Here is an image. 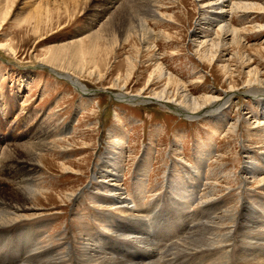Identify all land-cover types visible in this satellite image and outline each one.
<instances>
[{"label":"rangeland","instance_id":"1","mask_svg":"<svg viewBox=\"0 0 264 264\" xmlns=\"http://www.w3.org/2000/svg\"><path fill=\"white\" fill-rule=\"evenodd\" d=\"M124 1L120 0L115 8L125 4ZM210 1L157 0L158 9L166 19L149 22L158 35L152 42L157 46L153 52L145 50L138 35L127 38L129 25L135 21L115 20V10L103 12L104 0H0V45L9 44L17 50V56L0 50L2 186L10 189L11 181L19 182L21 167L5 164L1 152L29 143L30 132L39 125L44 129L49 127L55 134L73 127L74 134L64 135L63 143L59 138L51 140L59 146L66 145V140H80L88 135L84 139L87 147L80 142L68 152L56 150L47 155L57 165L75 161L82 164L85 159L83 175L60 173L58 167L51 171L40 167L33 173L36 184L47 188V192L78 190L72 206L57 207V210L50 207L44 216L0 227V264H31L34 248L27 232L36 225L43 226L34 230L41 234L37 242H47L44 246H49L50 239H54L52 245H59V239L65 237L77 245L86 231L88 235H101L106 242L117 244L109 247L106 243L105 247L127 262L140 256L139 259L153 258L159 264H226L229 261L228 264H239L242 252L249 250L242 247L247 240L243 242L237 237L245 203L248 204L247 218L264 231V184L259 183L264 178V147H260L264 137L260 138L256 131L259 129H255L256 122H264V112L257 103L264 100V86L260 88L262 95L257 97L246 94L248 89L244 84L250 77L264 80V0H233L263 8L262 12L255 10L257 13L235 11L231 20L227 17L241 32L237 41L233 40V35L226 34L231 32V26L225 30L219 28L224 24L215 21L216 15L210 13L202 20L204 14L210 12L207 7ZM111 34L116 35L117 41L111 43L112 48L107 52L105 41L113 39ZM196 34H201L200 39L195 38ZM193 42L214 54L212 66L199 59ZM51 52L83 54L89 68L100 73L93 78H78L96 94L82 95L71 83L41 67L36 59L45 58ZM28 60L32 62L27 63ZM159 64L176 81L191 87L195 97L220 95L225 98L231 80L224 76L223 67L232 69L239 91L232 92L235 95L227 105L226 120L207 117L191 121L161 104L131 105L115 100L114 93H121L119 89L127 83L125 94L141 91L151 75L155 78L154 84L147 93L160 92L168 80L160 77ZM237 121L239 132L234 134L231 128ZM261 128L263 134L264 127ZM113 137H121L130 147L123 149L124 158L113 154L114 149L110 148ZM107 157L117 158L121 184L138 207L136 219H127L131 214H124L120 209L106 208L113 202L107 196H98L96 187L92 191L86 189L93 182L95 164L98 168ZM247 157H251L257 167ZM113 159L110 161L115 162ZM247 161L251 165L248 166ZM77 164L72 167L79 169ZM245 171L260 178L246 181ZM208 191H214V197L209 198ZM212 198L216 199L204 204ZM107 209L115 219L119 218L111 220ZM226 209H238L237 230L230 247L214 253L177 254L182 243L214 218V211L219 213ZM119 233L141 237L147 246L120 238ZM253 241L258 243L257 257L264 259V238ZM134 247H138L140 253H133Z\"/></svg>","mask_w":264,"mask_h":264},{"label":"bare ground","instance_id":"2","mask_svg":"<svg viewBox=\"0 0 264 264\" xmlns=\"http://www.w3.org/2000/svg\"><path fill=\"white\" fill-rule=\"evenodd\" d=\"M125 1H124L125 4H123L120 7L115 8L116 5L120 2V0H104V3L106 6L102 9V11L113 13L115 10V13H114L115 20H120V19L128 20V21H130L129 19L134 20L136 24L135 22L130 23L129 29L127 31L128 33L127 38L131 37L132 35H138L139 40L143 44L145 50L154 52L157 46L156 44L154 45L152 42L156 41V39L158 38V35L156 34V32H154L153 29L150 28V23H157L159 21H163L166 19V17L160 12L161 10L158 9L157 4L159 3L156 4L157 0H125ZM207 7L210 8L209 9L210 12H207V14H204V16L202 17V20H205L206 15H209L210 13L216 15L215 21H217L218 23L224 24L223 26L219 27L220 29L225 30L226 28L231 26L232 28L231 32L227 31L228 33L226 34L233 35V40L235 41L238 40L239 34L241 32L238 29L234 28L230 23L231 18H233L232 16L234 12L239 11L240 13H243V14L257 13V11L255 12V10L262 12V9H263L258 4L235 3V1L233 0H212L210 1ZM229 16H230V20L227 19V17ZM215 21L210 23L212 28L215 24ZM200 28L203 29L204 27L200 26ZM244 31H247V28ZM115 34L114 35L111 34V37H113V39H110L111 41H105V45H108L106 46L107 52H109L110 49L112 48L111 43H113L114 41L115 42L117 41V37ZM199 36H201V34ZM199 36L196 34L195 38L200 39ZM194 46L197 47L196 54L199 56V59L204 62L208 61L209 65L212 66L213 61H215L214 54H212L211 51H209L207 48L202 46V44L194 43ZM0 50L6 51L13 56H17V52H16L17 50H15L12 45H9V44L0 45ZM82 55L83 54L81 53L73 54V52L72 54L65 53V52H51L49 56H45V58L43 57L40 59L37 58L36 60L40 62V64L42 65L41 67L50 69V72L54 74L56 77H58L59 79H62V80H65L71 83L73 87L77 89V91L80 92L82 95L92 96L96 94V91L89 90L88 87L83 84L84 82L83 83L80 82L81 80H79V78L81 76H88L90 78H93L99 75L100 71L98 73V72H95V70H92V68L90 69L89 68L90 66H88V62L86 58L82 57ZM31 62L32 60L27 61V63H31ZM158 69L160 72V77L161 78L164 77L165 79L168 80V82L166 83V85L163 87V89L160 92L150 91L149 93H147V91H149L151 86H153L154 84L155 78L152 79L154 76L151 75V78L147 81L145 88H143L141 91L136 92V93L125 94V90L127 89V86H128V83H127L126 85L121 87V89H119V92L121 93H117V94L114 93L115 95L113 96L115 100L122 102V103H128L131 105H147L149 103L161 104L163 106H166L167 108H170L172 111H175L174 113H176L178 116L186 120H191V121H197L201 118H207V117H212L215 119V121H217L218 119L220 121L226 120L227 114L225 113V111H226L227 105L231 102V100H233V97L235 95L232 92L239 91L238 89L239 86L236 85L235 80L233 81L234 71L231 72L232 69H229V67L226 65L223 67L224 76L227 79L231 80L230 82L231 85L229 84V87H228L229 90L225 94V98L220 97V95L195 97L193 94V90H191L192 88L190 87L189 89L188 85H186L185 83L176 81L177 79L171 76L170 73H167L162 64H159ZM232 81H233V84H232ZM244 84H245V88L248 89V92L246 94H250V96H257V97L262 95V90H260V88L264 86V80L259 79V77H254V79L250 77V78H246V81L244 82ZM102 91L106 92L105 90H102ZM230 92L232 94H230ZM257 103L261 106L262 112H264V100H261L260 102H257ZM33 119L35 118L33 117ZM239 122L233 125V127L231 128L234 134H237L239 132L238 130L240 126ZM255 124H256L255 129H259V130H256L257 133H259L258 135L260 136V138H263L264 128H263V134H262L261 127H264V122H261V123L256 122ZM73 130H74L73 127L69 126L65 129V131L64 130L63 132L61 131L62 133L55 134L50 131L49 127L47 129H44L42 125H39L38 127L34 128L30 132V135H29L30 142L29 143L23 144V145H15L10 148H6L4 151L1 152V155L3 156V162L5 164L14 163L13 166L17 168L21 167L20 168L21 170L19 173L20 175L18 176L20 180L19 182L11 181L9 183L10 189H5L2 186L1 184L2 182L0 180V227L1 228L7 227L10 225H15L16 223L24 221V220H31L37 216H42V215L44 216L45 214L43 213L45 212L46 209L48 210L50 207H53V209L56 208L55 210H57L59 207H62V206H66V207L72 206L71 202L74 199L75 195H77L78 190H74L69 193L63 192V193H58V194L53 193V192H47L46 191L47 188L45 190L44 188L36 184L37 179L33 177V173L36 172L37 170H40V167L48 168L47 170L49 171H51L52 168L58 167L60 169V173H65V174L72 173V175L75 174L77 176L84 174L82 172V168L86 167L85 159L82 160V164L85 163V165H82L81 162L77 164L78 162L76 161L73 163L66 162V163L57 165V164H54V162L48 158L49 154H51L52 152H55L56 150H59L60 152H68L70 148H77L76 144L80 142H82L84 146L86 147L88 146L87 143L84 142V139L88 138L87 134L82 136L80 140L78 139L75 140L72 137L73 140H66L64 142L66 145H63V146H59L56 142L51 141V140L59 138L62 141L60 142L63 143L65 137L71 135L73 133ZM75 130L77 131V129ZM229 133L230 132L228 131L227 134ZM124 143L121 140V137H113L110 143L111 144L110 148L114 149L113 154L117 153L119 156L122 157L125 154L123 149L130 148V147H127V145ZM261 144L262 145L261 146L259 145V146L264 147V143H261ZM111 153L109 152L108 155ZM122 158H124V156ZM247 158L251 160V163L254 165V167H257L256 162H254L253 159H251V157H247ZM111 159L113 158L107 157V160H104L103 164L101 166H98V168H97V165L95 164L94 174L92 175L93 182H91V184H89L86 187V189L92 191L94 187H96V189H99V191L97 192V195L99 194L98 196L102 194L104 196H107L113 202L112 204H109V206L106 208L110 209L112 207L113 210L120 209V211L122 210L124 214L126 213L131 214L130 217L127 219L129 220L136 219L137 217L135 215V212L137 211L138 207L136 204H133L132 201L129 199L127 195V189H125L121 184L122 182L121 174H120L121 171L119 170L117 166L118 163H116L115 161V159L117 158L113 159V161L115 162L110 161ZM98 160L100 161V159ZM251 163L247 161L248 166L249 164L251 165ZM74 164H77L79 169L77 168L74 169L73 168L74 166L72 167V165ZM8 169L10 170V168ZM257 169L258 168H255V171H257ZM252 174H248V172L245 171V175H244L245 180L246 181L250 179L256 180L260 178V177L257 178V175H254V174L252 175ZM259 183L263 185L264 178L260 179ZM210 195L214 197V191L213 193L209 192V198H211ZM79 197L81 198V196ZM54 199L57 201L59 205L54 204L55 202ZM215 199L216 198L208 199L209 201H206L204 204L212 202ZM104 207L105 206H100V208H104ZM245 208H246L245 212L242 211L243 213L242 216L244 218L241 219L242 221H241V225L239 226V233H238V236L237 235L236 236L239 239H243L242 240L243 242H245L244 239L247 240L245 244L244 243L242 244L243 246L241 244L239 245H241L243 248H248L249 250L247 251V249H245L244 252H242V256L239 259V264H264V259L257 257L256 255L258 243L253 241L255 239L263 240L264 231H261L260 227L256 226V224H254L253 221L248 219L249 217L247 218L248 215H247L246 210H248V204L246 203H245ZM108 209L105 211H107L108 214H110L111 212L109 213ZM214 209L216 210V208ZM237 214H238V209H226L219 213L214 211V215H215L214 218L210 217L211 220L207 224H204L198 231L193 233L189 237V240L182 243L180 245V249L178 250L177 254L181 255V254L188 253L192 255H197L198 253H214V252H218V251L224 250L225 248L230 247V244H231L230 241L233 235H235L234 234L235 231L237 230V226L235 224V221L237 220V217H236ZM110 215L109 217H112L111 220L116 221V219L119 218L118 217L115 219V217H113V214H110ZM42 227L43 226H40V225H36L34 227L32 226L30 231L27 232L28 240L33 242V248H34V250L31 249L32 254L34 253L33 255H31V261H30L31 264H159L158 262L155 263V261H153V258L139 259L140 256H138L139 257L138 259H129V262L122 261V259L120 258V254L110 249L108 251L107 248L105 247L106 243H108L109 247L111 245L117 246V244L111 241L106 242V240H103L101 235H98V237H95L93 235H88L86 231H84L86 233V236L82 237L80 239V242H78L77 245L74 244L73 241H71L72 239L68 240L65 237V238L59 239V242H60L59 245H52L54 244V239H50L48 242L49 246H44L47 244V242L46 241L40 242V243L37 242L41 234H40V231H37V232L35 231V230L41 229ZM119 237L123 239L131 240V242L133 243H137V244L139 243V245L141 243L142 246L143 245L147 246V243H145V241L141 237H137V236L132 237V235H129V234L123 235L122 233H119ZM109 238L111 239V237ZM232 241H234V239ZM60 247L62 248V250H60L61 249ZM131 251L133 253H140L138 247H136L134 250H131ZM229 253L227 254L229 255ZM113 255H116V256H113ZM45 257H49V258L42 260V258H45ZM234 257L235 256H233V258ZM227 258L229 259V257Z\"/></svg>","mask_w":264,"mask_h":264}]
</instances>
